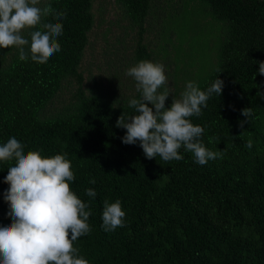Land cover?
Masks as SVG:
<instances>
[{
    "label": "trees",
    "instance_id": "1",
    "mask_svg": "<svg viewBox=\"0 0 264 264\" xmlns=\"http://www.w3.org/2000/svg\"><path fill=\"white\" fill-rule=\"evenodd\" d=\"M95 0H47L66 18L57 38L61 51L47 63L20 61L15 48L0 49V145L15 137L25 152L39 151L51 157L66 154L75 180L71 189L90 203L91 232L74 246L89 264H264V88L259 62H264V0H177L180 9L162 17V51H175V76L206 90L223 80L220 96L213 94L200 117H190L204 128L202 142L222 158L205 165L195 162L183 149L180 161L165 163L159 156L147 159L139 141L122 143L126 129L117 119L135 114L129 100L107 92L86 91L80 70L94 27ZM163 0H115L125 15L144 28L152 16L160 18ZM174 2L176 0H165ZM172 9V8H171ZM164 10V9H163ZM198 10L221 24L225 34L215 66L206 75L193 70L185 75L179 55L176 15ZM154 14V15H153ZM28 37V32L24 34ZM140 59L150 61L147 47L139 48ZM78 84L72 104L51 114L49 107L66 83ZM166 107L171 101L166 100ZM151 107V105H149ZM250 108L245 117L242 110ZM244 123L243 128L239 126ZM252 147H246L248 141ZM0 162V227L11 224L4 194L8 167ZM94 178L96 183H89ZM93 188L95 198L85 189ZM121 202L124 227L105 232L102 225L104 201Z\"/></svg>",
    "mask_w": 264,
    "mask_h": 264
},
{
    "label": "clouds",
    "instance_id": "2",
    "mask_svg": "<svg viewBox=\"0 0 264 264\" xmlns=\"http://www.w3.org/2000/svg\"><path fill=\"white\" fill-rule=\"evenodd\" d=\"M40 3L0 0V49H17L20 61L44 64L61 51L57 38L63 34L62 23L44 22L43 18L51 16L59 21L66 13L57 12L50 3L40 7ZM26 31L28 37L23 35ZM259 74L264 76V62H259ZM125 75L134 79L140 96L128 102L135 114H122L117 119L116 127L126 129L122 143L139 141L147 159L159 156L165 163L182 160V147L201 166L222 158V152L204 146V128L194 125L190 117H200L209 98L220 96L223 80L217 78L206 90L190 81L180 98L173 96L171 106L166 107L171 91L166 87L164 65L140 61L127 68ZM257 96L264 100V91H258ZM241 114L250 117L252 112L245 108ZM246 122L240 121L239 126L243 128ZM246 147H252L250 140ZM9 161L15 163L8 167L4 180L9 185L4 199L12 222L0 227V264H89L74 242L91 232L88 221L92 212L90 203L82 201L70 187L75 175L66 154L45 157L39 151L25 152V146L12 137L0 145V162ZM89 183L96 181L90 178ZM85 194L92 198L97 195L93 188L85 189ZM125 215L119 200L109 203L106 199L102 229L108 232L124 227Z\"/></svg>",
    "mask_w": 264,
    "mask_h": 264
},
{
    "label": "rangeland",
    "instance_id": "3",
    "mask_svg": "<svg viewBox=\"0 0 264 264\" xmlns=\"http://www.w3.org/2000/svg\"><path fill=\"white\" fill-rule=\"evenodd\" d=\"M47 0H41L40 7ZM179 2H160V18L152 16L144 25L138 27L125 15L115 0H95L93 13L94 27L89 35V45L81 64L84 77L83 88L88 92L99 89L107 92L115 88L114 97L120 101L129 100L138 94L133 78L125 75V70L140 61V46L147 47L152 54L153 63L164 65L167 76V88L171 94L167 100L172 103L173 96L180 98V93L186 88L188 80L183 81L175 76V51L168 46V54L162 51L168 35L162 37V17L169 11L180 9ZM172 8V9H171ZM164 9V10H163ZM176 15V31H178L179 55L184 60V73L189 75L193 70L199 75H206L214 68L220 42L225 34L221 24L208 18L202 10L189 12L180 11ZM25 32L23 33V35ZM190 76V75H189ZM160 91H163L161 89ZM78 84L75 80L66 83L62 92L49 107V113L54 114L76 99ZM167 101L165 102V104Z\"/></svg>",
    "mask_w": 264,
    "mask_h": 264
}]
</instances>
